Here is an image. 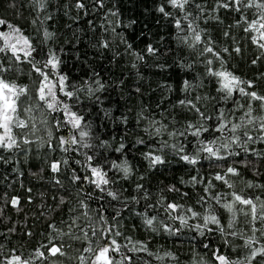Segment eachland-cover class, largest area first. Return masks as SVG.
<instances>
[{"label": "trees", "instance_id": "16d2710c", "mask_svg": "<svg viewBox=\"0 0 264 264\" xmlns=\"http://www.w3.org/2000/svg\"><path fill=\"white\" fill-rule=\"evenodd\" d=\"M221 2L190 0L181 11L168 0H46L43 9L37 0H0V20L19 28L34 49L27 58L18 53L19 61L10 49L0 52V66L8 69L0 75L27 87L20 97L19 117L35 123V131L31 124L14 128L18 142L27 138L31 143L0 148V264L13 255L30 264H93L99 249L112 240L120 246L119 252L109 253L113 264H220L216 255L237 264H264L260 256L248 260L250 206L236 205L232 228V213L222 207L232 201L233 193L251 198L258 211L264 201V140L259 139L264 130L259 119L246 124L245 115L251 105L253 117H264V108L238 90L228 96L221 78L209 74L226 70L252 82L251 87L240 85L245 91L264 95V49L252 40L258 33L244 30V18L256 20L261 10L241 6L237 12L217 7ZM78 3L84 7L78 8ZM162 6L169 15L159 11ZM190 22L202 42H194ZM8 31L12 29L0 25V32ZM45 32L52 35L46 37ZM209 40L219 58L203 51ZM149 45L154 53L148 52ZM50 55L59 60L55 69L44 68ZM33 64L56 85V111L38 99L42 77ZM61 76L66 77L64 91ZM64 105L83 118L80 129L69 123ZM28 108L31 112L25 111ZM222 123L227 127L216 131ZM189 124L208 131L194 136ZM232 124L242 126L233 133ZM81 130L89 133L82 142L61 145V137L80 141ZM233 136L240 137L239 144L231 143ZM212 140L216 146L230 144L220 149L223 159L200 151ZM149 153L164 162L153 166ZM183 155L197 156V163H188ZM54 162L60 164L57 172L51 168ZM124 165L131 169L127 176L119 167ZM93 167L106 174L108 184L97 187ZM229 167L238 172L225 177L231 188L215 179ZM169 204L180 207L172 210ZM206 215H216L220 225L205 228ZM152 218L148 225L146 220ZM255 227L264 228L259 221ZM233 231L238 235L231 236ZM254 236L258 243L252 247L264 245L262 231ZM53 245L63 254L51 255Z\"/></svg>", "mask_w": 264, "mask_h": 264}, {"label": "snow or ice", "instance_id": "6c2138e0", "mask_svg": "<svg viewBox=\"0 0 264 264\" xmlns=\"http://www.w3.org/2000/svg\"><path fill=\"white\" fill-rule=\"evenodd\" d=\"M37 2L39 3L40 8L43 9L45 6L46 0H37ZM168 3L172 7L180 9L181 11H183L185 9V6L190 3V0H168ZM101 6H102V3H101ZM241 6H243L244 8L256 7L257 9L261 10L259 17L256 20L249 22V21H247L246 17L244 18V22L248 24V27L245 28L244 30L246 32L258 33V35H254L252 37V40L254 43H256L258 45V47L260 49H264V42H262V41H264V3L257 2V0H248L247 3H244V0H224V2L218 3V5H217V7H222L224 9H229L230 7H233L237 12H240L242 10ZM77 7L83 8L84 4L78 3ZM196 7L201 12L204 11V9L200 5H196ZM159 11L161 13H164L165 15H169V13L165 12V9L163 6L159 8ZM113 15H115V13H113ZM184 19L187 20L188 15H185ZM239 23H240V21H237V24H239ZM0 25H4V26L12 29L11 33L0 32V38H3L5 40V47L0 48V52H4L6 49H10L13 56L15 57V59L17 61L21 60V56L18 53H23V56L25 58L30 57L32 54V51H34V49L32 48L28 38L23 37L22 34H20V29L15 28L12 25H8L7 22L4 20H0ZM176 27L177 28L180 27V21L179 20L176 21ZM189 28L191 29L192 32L195 33V35L193 37L194 42H197V43L202 42V36L200 34V31H198L197 28L193 27L191 22L189 23ZM13 35L16 36V42L15 43L10 42V37ZM51 35H52L51 33L45 32L46 37H50ZM225 35H228V34L225 33ZM185 39H187V38H185ZM21 40H22V45H21ZM208 44H209V46H206L203 49V51L207 52V53H213L214 56L219 58V53L214 52L213 48L210 46L211 45L210 40L208 41ZM18 45H20V46L18 47ZM103 46L107 47L108 46L107 42H105ZM128 47L130 48L131 45H129ZM147 50L149 53H154L156 51L154 48H152L151 45L148 46ZM224 51L227 52L228 49L225 48ZM235 51L237 53H239L240 48L237 47L235 49ZM207 63L209 65H211L212 61L209 60ZM253 63L255 64L256 61L254 60ZM58 64H59L58 58H56L54 55H50L49 60L44 64V68L51 66L53 69H55L58 67ZM33 69L37 73H39V75L42 77V80H41V82L37 88L38 99L40 101H43L46 104L48 109H50L52 111H56L58 101H57L55 92L53 91V89L56 87V85L54 83H52V81L49 79L47 73L44 72L42 70V68L37 67L35 64H33ZM5 71H8V69L0 66V73H3ZM209 74L215 75V76H218L221 78L222 88L224 91L227 92L228 96H231L233 91L238 90L242 95H246V96L250 97V99L252 101H259L261 108H264V95H259L255 91L247 92V91H245V89L243 87H240V85L244 84V83H247L248 86L251 87L252 86L251 81H247V82L242 81L239 77L235 76L233 73L228 72L226 70L225 71H218V72L210 70ZM65 79H66V77H63V76H61L59 79L61 91H64ZM186 86H187V82H186ZM27 92H28V89L26 86H19L15 83L9 82V81L5 80L2 75H0V148L11 150L15 147H19V143H21V142L24 144L31 143V141H29L27 138H22L18 142V139H17L16 135L14 134V128L27 129V128H29L30 124H31L32 130L35 131L34 121L23 120V119H20V117H19L20 97L26 95ZM65 95L71 97L73 95V93L72 92H66ZM185 103L186 102L183 100L180 101V104H182V105ZM187 104H188V106L195 109V111L199 113V109L196 108V105L192 101H187ZM63 107L69 116V123L72 125V127L75 129H80L81 128V122H82L83 118L80 116H77L76 113H74V112L68 111V105H64ZM25 111L31 112V108L25 109ZM252 111L253 110L251 108V105H249L248 111L245 113V115L247 117H249L246 121V124H249V125L253 124L254 121L259 119L261 121L260 129L264 130V117H259V118L253 117ZM200 115L203 116V113H200ZM205 119H209V118L205 117ZM241 126H242L241 124H232L231 131L233 133H235L237 129L241 128ZM225 127H227V125L222 123L219 126V128L216 129V131L222 132ZM188 128L194 129L192 134L194 136H197V137L200 136L202 132L208 131L207 128L197 127L196 125H193V124H189ZM155 131L158 134L160 132V129L156 128ZM175 134L176 133H170V135H175ZM183 134L184 133H180V135H183ZM49 135H51V133H49ZM88 135H89V133L87 131L81 130L79 132V136L81 138L80 141H78L75 136L70 137L68 140H65V138L61 137L60 143H61V145H65V144H73L74 145V144L82 142L83 138L87 137ZM245 135L247 136L248 141L253 140L252 136L247 135V133H245ZM259 139L264 140V136H261ZM239 141H240L239 136H233L231 143L239 144ZM140 142L142 143V141H140ZM84 147H90V145L84 144ZM123 147H124V145L121 144V149ZM221 147L227 149L230 147V144L225 143V144H222L220 146H216V141L212 140V141H209L207 144H204L203 147L200 148V151L207 153L210 157H216L217 159H223V157L220 156V154H219ZM64 150L67 151V148H65ZM119 150L120 149H118V151ZM180 151H183V148H181ZM148 158L150 159L151 164L153 166H155L156 164L164 162L162 157L159 155H152L151 153H149ZM0 159H2V157H0ZM88 159L91 160V157H88ZM181 159H183V160H185L191 164L197 163V156H191L190 157L189 155H183L181 157ZM65 163H66V161H65ZM119 167H122V171L124 172L125 176H127L131 171L130 167H128L127 165L119 166ZM51 168H52L53 172L59 171V169H60L59 162H54L51 165ZM91 171H92L93 176L97 177V179L95 181H93L94 183H96L97 187H99L101 184L106 185L109 183V181L107 179H105L106 174L103 173L101 169L93 167L91 169ZM227 174L238 175V172L235 168L229 167L227 169V172L225 173V175L217 174L215 179L223 181L224 183L228 184V181L225 179ZM73 179H79V177H73ZM193 182H195V177H193ZM228 187L231 188L232 185L228 184ZM109 195H112L113 198H115L114 193L110 192ZM232 196H233V199L230 203H225L222 205L223 208H225L227 211L232 213V221L229 222L228 227L229 228L233 227V221L236 219V205L237 204L250 206L253 236L249 237L245 240V245L247 247L252 248L251 255H250V257H248V260L250 262L251 260L255 259L257 256H260L262 259H264V245H261L259 247H252V245L254 243H258V241H256L255 236H254L255 232L259 230V231H262V234H264V228L257 229L255 227V222H257V221H259L262 224V226H264V201L260 202L259 211H258L257 204L251 198H244L243 196H241L237 193H233ZM257 199H259V198H257ZM217 200L219 202V198H217ZM11 203L13 205H18L19 201L17 199H13L11 201ZM178 207H180V206H178L176 204H169L168 205V208H170L172 210H176ZM191 215L193 217H195L198 215V213L192 212ZM245 215H248V213H245ZM177 218L180 219L182 223H184V224L187 223V221L183 217H177ZM153 219L154 218L147 219L146 223L148 225H152ZM203 219H204V227L205 228L207 227V225L209 223L215 224L218 226L220 225V220L216 215H206L203 217ZM197 228H200V226L197 225ZM220 230L223 231V228L221 227ZM108 231H111V229H108ZM119 234L120 233H117V235H119ZM201 234H203V233H201ZM29 235H30V233H29ZM93 235H95V232H93ZM230 235L236 236V235H238V233L233 231L230 233ZM119 250H120V246L117 244V242L115 240H112L110 245H107V246L99 249L93 264H97V262H101V261H102V264H113V260L109 256V253L111 251L119 252ZM141 250H146V249H141ZM48 251L53 256L57 255L58 253L61 255L63 254L62 248L55 246V245H53L51 248H49ZM86 251L91 252L92 249L88 248V249H86ZM38 255L42 257L44 255V253L39 252ZM166 255L171 256L172 254L167 253ZM81 259H83V258H81ZM216 259L220 262V264H237L236 261H229L223 255H216ZM6 264H30V262L28 260H22L21 256L13 255L11 257V259L6 262ZM241 264H242V262H241Z\"/></svg>", "mask_w": 264, "mask_h": 264}, {"label": "rangeland", "instance_id": "374dc122", "mask_svg": "<svg viewBox=\"0 0 264 264\" xmlns=\"http://www.w3.org/2000/svg\"><path fill=\"white\" fill-rule=\"evenodd\" d=\"M11 32H12V31H8V33H11ZM10 42H11V43H15V42H16V36H14V35L11 36V37H10ZM21 45H22V40H21ZM19 46H20V45H18V47H19ZM96 255H97V254H96ZM95 258H96V256H95ZM95 258H94V261H95ZM101 262H102V261H101ZM98 263H100V262H97V264H98Z\"/></svg>", "mask_w": 264, "mask_h": 264}]
</instances>
